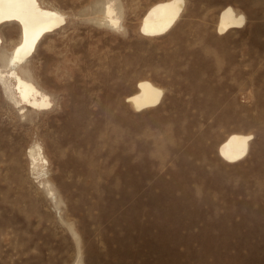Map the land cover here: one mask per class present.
Segmentation results:
<instances>
[{"label": "rangeland", "instance_id": "obj_1", "mask_svg": "<svg viewBox=\"0 0 264 264\" xmlns=\"http://www.w3.org/2000/svg\"><path fill=\"white\" fill-rule=\"evenodd\" d=\"M41 1L67 23L22 68L48 109L16 105L0 83V264H264V0H186L158 37L140 26L162 0H109L118 27L108 0ZM229 5L246 23L220 35ZM0 33L10 55L20 28ZM142 80L164 96L137 112L127 98ZM233 133L252 139L228 163Z\"/></svg>", "mask_w": 264, "mask_h": 264}, {"label": "bare ground", "instance_id": "obj_2", "mask_svg": "<svg viewBox=\"0 0 264 264\" xmlns=\"http://www.w3.org/2000/svg\"><path fill=\"white\" fill-rule=\"evenodd\" d=\"M185 9L186 0H162L153 4L142 19L140 32L147 37L168 34L177 25ZM104 20L112 27L120 25L116 5L111 1L104 8ZM7 23L18 25L21 39L10 55L6 52L0 53L4 62V66L0 63V83L16 105L21 104L35 111L48 109L52 105L51 96L33 81L28 72H23L22 68L34 56L38 44L46 35L66 25L67 16L61 10L45 5L41 0H0V30ZM245 23L246 16L229 5L220 13L217 31L223 35L232 29L243 28ZM2 44L0 33V51ZM137 89L135 94L127 98L137 112L155 108L163 100L164 90L152 81H140ZM251 139L252 136L246 134L229 135L219 147L220 156L228 163L243 160L248 155ZM30 157L33 171L39 177H46L45 167L48 161L43 155L42 147H32ZM48 183L49 181H44L45 188L55 199V192Z\"/></svg>", "mask_w": 264, "mask_h": 264}]
</instances>
